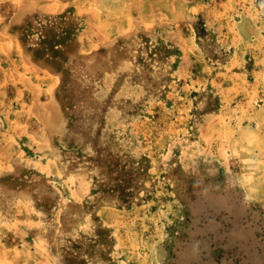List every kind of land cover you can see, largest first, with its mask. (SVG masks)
I'll use <instances>...</instances> for the list:
<instances>
[{
    "label": "rangeland",
    "instance_id": "obj_1",
    "mask_svg": "<svg viewBox=\"0 0 264 264\" xmlns=\"http://www.w3.org/2000/svg\"><path fill=\"white\" fill-rule=\"evenodd\" d=\"M0 264H264V0H0Z\"/></svg>",
    "mask_w": 264,
    "mask_h": 264
},
{
    "label": "trees",
    "instance_id": "obj_2",
    "mask_svg": "<svg viewBox=\"0 0 264 264\" xmlns=\"http://www.w3.org/2000/svg\"><path fill=\"white\" fill-rule=\"evenodd\" d=\"M63 81H64V79H63ZM62 86H64V82L62 83Z\"/></svg>",
    "mask_w": 264,
    "mask_h": 264
}]
</instances>
